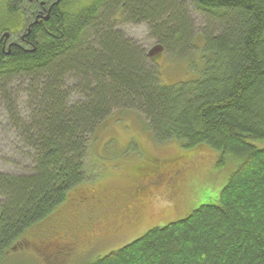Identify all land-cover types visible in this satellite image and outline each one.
<instances>
[{
  "label": "trees",
  "instance_id": "trees-1",
  "mask_svg": "<svg viewBox=\"0 0 264 264\" xmlns=\"http://www.w3.org/2000/svg\"><path fill=\"white\" fill-rule=\"evenodd\" d=\"M188 5L202 16L198 32ZM121 21L146 23L162 53L150 55ZM6 33L24 34L23 47L3 51ZM0 39V97L33 164L0 171V264H48L22 258L31 235L50 246L43 225L86 195L97 133L133 114L158 141L215 151L217 168L228 159L236 168L215 200L86 264H264V0H0ZM164 53L190 77L164 83ZM58 249L52 264L68 258Z\"/></svg>",
  "mask_w": 264,
  "mask_h": 264
},
{
  "label": "rangeland",
  "instance_id": "rangeland-1",
  "mask_svg": "<svg viewBox=\"0 0 264 264\" xmlns=\"http://www.w3.org/2000/svg\"><path fill=\"white\" fill-rule=\"evenodd\" d=\"M82 1L86 0H77L78 3ZM188 8L195 24V32H198L203 26L202 16L191 6L188 5ZM118 26L129 38L149 51L150 55L158 53L146 23L135 24L121 21ZM159 61L164 83L172 84L190 77V68L186 63H171L166 53ZM18 96L17 94V109L22 118H27L28 102L23 95ZM217 156L215 151L201 153L198 147L188 148L179 140L158 141L143 117H137L134 114L111 117L106 126L97 133L87 156L86 169L89 179L81 186H84L83 191L86 195L76 196L59 211H55L52 219L44 223L43 226L53 232L48 248L36 243L42 240L44 235L42 237L34 233L31 235V242L27 245L34 252L26 249L22 258L31 260L30 256H33V260L41 262L44 256L46 263L55 262V256H58L56 249H61L63 242L60 236L66 235L68 227L72 225L71 218L77 212L84 210L90 202L92 191H98L97 194H100L103 189L113 191L116 196L111 197L107 202L109 209L107 212L111 214L117 212L121 205L124 207L123 210L133 208L138 204L137 198L133 196V184L140 179L144 170L152 169L154 164V168L167 177L178 172L179 175L175 180L172 178L177 185L174 192L169 189L170 185L165 189V182L160 183L156 187V190L159 188L158 197L149 199L148 204L143 210L141 209V215L136 217L131 225L123 227L121 235L111 240L104 235L101 237L103 240L93 247L90 243L84 242L83 246L75 249L72 255H64L68 256L64 264L69 262V264H86V260L117 250L151 228L165 226L185 218L202 204L215 200L231 172L236 168V160L233 159H228L223 167L217 168ZM32 165L30 149L22 141L7 105L0 97V171L27 173ZM170 180L171 177L168 181ZM77 191L71 192V198ZM175 209L177 212L174 215ZM79 227H82V224H79ZM63 250L69 249L65 247ZM83 250L86 251L83 252Z\"/></svg>",
  "mask_w": 264,
  "mask_h": 264
},
{
  "label": "flooded vegetation",
  "instance_id": "flooded-vegetation-1",
  "mask_svg": "<svg viewBox=\"0 0 264 264\" xmlns=\"http://www.w3.org/2000/svg\"><path fill=\"white\" fill-rule=\"evenodd\" d=\"M41 6L46 7V2L42 1ZM37 14L38 13H34L33 20H35ZM4 36V40L2 39L3 51L5 49L10 51L13 45L23 47L22 42L25 43L26 41L24 34L21 35V42L18 40H14L11 33H8V35L4 34ZM154 167L149 170H144V173L142 172L143 174L140 179H138L133 184V196L137 198L136 201L138 202L139 206L138 204H136L133 206V208L131 207L127 210H123L122 208L124 207L121 205L117 212L111 214L107 212L109 210L107 202L111 197L114 198L116 196L113 191L103 189L100 194H97L98 191H92L90 202L87 204L84 210L77 212L73 216V218H71L72 225H70V228L68 227L66 235L60 236V239L63 242L62 247L59 250V255H72L75 249L83 246L84 242L90 243L92 247L98 245L99 241L103 240L101 239V237L104 235L110 237L108 238L109 240L121 235L123 233L121 232L122 228L126 225H131L135 218L141 215V211L148 204L149 199L151 197H158L157 190L159 188L156 190V187H158L160 183L165 182V189L169 185V187H171L175 184L174 180L178 172H174L171 176L167 177L165 174L160 173ZM170 177L171 180L168 181ZM166 181L168 182L166 183ZM175 189L176 187L173 188L172 192H174ZM130 194L132 195V192ZM173 211L175 215V213L177 212L176 209ZM79 224H82V227H79ZM65 247L69 250H63ZM85 251L86 250H83V252ZM82 255L80 256V258L82 257Z\"/></svg>",
  "mask_w": 264,
  "mask_h": 264
},
{
  "label": "bare ground",
  "instance_id": "bare-ground-1",
  "mask_svg": "<svg viewBox=\"0 0 264 264\" xmlns=\"http://www.w3.org/2000/svg\"><path fill=\"white\" fill-rule=\"evenodd\" d=\"M47 16H49V15H47ZM47 16H45V18H46ZM37 21H38V16L36 17V19H35L33 22L30 23V26H31L32 24L36 23Z\"/></svg>",
  "mask_w": 264,
  "mask_h": 264
},
{
  "label": "water",
  "instance_id": "water-1",
  "mask_svg": "<svg viewBox=\"0 0 264 264\" xmlns=\"http://www.w3.org/2000/svg\"><path fill=\"white\" fill-rule=\"evenodd\" d=\"M48 18H49V16H47V17H46V19H48ZM6 35H8V33H6ZM158 51L160 52V51H161V49H159Z\"/></svg>",
  "mask_w": 264,
  "mask_h": 264
}]
</instances>
